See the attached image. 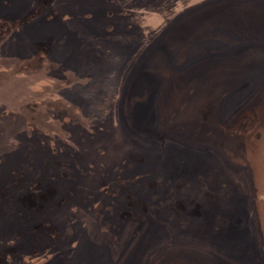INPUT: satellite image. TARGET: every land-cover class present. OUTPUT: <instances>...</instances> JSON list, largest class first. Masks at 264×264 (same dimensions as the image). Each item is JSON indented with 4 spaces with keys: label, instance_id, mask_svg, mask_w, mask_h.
Segmentation results:
<instances>
[{
    "label": "rangeland",
    "instance_id": "374dc122",
    "mask_svg": "<svg viewBox=\"0 0 264 264\" xmlns=\"http://www.w3.org/2000/svg\"><path fill=\"white\" fill-rule=\"evenodd\" d=\"M263 145L264 0H0V264H264Z\"/></svg>",
    "mask_w": 264,
    "mask_h": 264
},
{
    "label": "water",
    "instance_id": "95a60500",
    "mask_svg": "<svg viewBox=\"0 0 264 264\" xmlns=\"http://www.w3.org/2000/svg\"><path fill=\"white\" fill-rule=\"evenodd\" d=\"M262 149L264 150V145L262 146ZM257 196H258V200L256 202V207L259 208V206L262 205V202L264 200V189L262 191L259 190V193H258V190H257ZM263 217H264V215H263ZM261 224H262V222H261Z\"/></svg>",
    "mask_w": 264,
    "mask_h": 264
},
{
    "label": "bare ground",
    "instance_id": "6f19581e",
    "mask_svg": "<svg viewBox=\"0 0 264 264\" xmlns=\"http://www.w3.org/2000/svg\"><path fill=\"white\" fill-rule=\"evenodd\" d=\"M216 10V9H215ZM214 13H216V12H214ZM228 15L229 16H233V17H238V19H240L241 21H243V18H240L242 15L240 14V13H235V12H233V11H230L229 13H228ZM237 15V16H236ZM241 15V16H240ZM248 20H253V19H251L250 17H248L246 20H244V21H247V22H251V21H248Z\"/></svg>",
    "mask_w": 264,
    "mask_h": 264
}]
</instances>
